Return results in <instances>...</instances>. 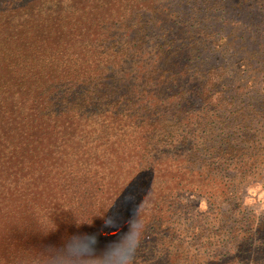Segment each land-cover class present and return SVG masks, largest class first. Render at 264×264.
<instances>
[{
  "label": "trees",
  "instance_id": "obj_1",
  "mask_svg": "<svg viewBox=\"0 0 264 264\" xmlns=\"http://www.w3.org/2000/svg\"><path fill=\"white\" fill-rule=\"evenodd\" d=\"M263 34L264 0H0V264H264Z\"/></svg>",
  "mask_w": 264,
  "mask_h": 264
},
{
  "label": "rangeland",
  "instance_id": "obj_2",
  "mask_svg": "<svg viewBox=\"0 0 264 264\" xmlns=\"http://www.w3.org/2000/svg\"><path fill=\"white\" fill-rule=\"evenodd\" d=\"M240 13L243 15L242 19L232 16V19L234 21L242 20L241 27L239 24L238 34H242L243 42L246 41L251 46H255L257 41L261 40V37L256 34L255 27H249L248 29L245 28L249 16L242 12ZM262 36L264 38V34ZM180 197L185 203H191L193 206L192 208L195 210H201L204 208L205 204L203 200L198 196H191L190 194L182 193ZM198 200L202 201L201 205H199ZM241 208L247 214L253 215L254 217H260L264 214V186L261 183L251 182L243 187L241 192ZM188 209H191V207H185V210Z\"/></svg>",
  "mask_w": 264,
  "mask_h": 264
},
{
  "label": "clouds",
  "instance_id": "obj_3",
  "mask_svg": "<svg viewBox=\"0 0 264 264\" xmlns=\"http://www.w3.org/2000/svg\"><path fill=\"white\" fill-rule=\"evenodd\" d=\"M155 175V174H154ZM154 179V176H153ZM130 182V180L128 181ZM127 184V182H126ZM125 184V186H126ZM153 190V181L149 180V182L144 185L143 191L139 194L138 199L132 206L136 211L138 212V215L136 217V223L130 224V230L135 234L136 230L139 229V227L143 224V222L146 219V213H147V206L144 210L140 209V205L148 200L149 193Z\"/></svg>",
  "mask_w": 264,
  "mask_h": 264
},
{
  "label": "snow or ice",
  "instance_id": "obj_4",
  "mask_svg": "<svg viewBox=\"0 0 264 264\" xmlns=\"http://www.w3.org/2000/svg\"><path fill=\"white\" fill-rule=\"evenodd\" d=\"M201 11H203V9H201ZM229 14L231 15L230 12H229ZM235 15H236L237 18H241V19L243 18V15H242L241 13H236ZM206 27H207V26H206ZM217 27H219V26L217 25ZM119 211H120V210L117 209V210H116V213L119 214Z\"/></svg>",
  "mask_w": 264,
  "mask_h": 264
}]
</instances>
